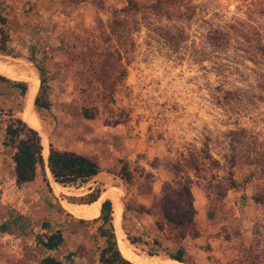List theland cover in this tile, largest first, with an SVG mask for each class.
Segmentation results:
<instances>
[{"label": "rangeland", "instance_id": "obj_1", "mask_svg": "<svg viewBox=\"0 0 264 264\" xmlns=\"http://www.w3.org/2000/svg\"><path fill=\"white\" fill-rule=\"evenodd\" d=\"M15 1L1 3L0 14L24 56L0 54V62L12 77L6 76L28 87L37 77L39 86L26 45L45 57L51 106L40 114L34 109L41 138L71 151L91 132L98 150L128 140L120 158L132 173L123 181V223L146 241L132 250L149 256L154 249L164 258L177 249L180 233L195 232L194 224L167 223L161 204L180 185L195 184L207 193L208 213H216L227 239L191 245L185 264H264V0H171L158 10L150 6L155 0H133L127 12L126 0ZM25 97L1 86V126L9 114L24 118ZM3 137L1 127L0 264H39L46 254L66 264H100L105 243L98 223L64 214L51 196L55 191L64 203L80 204L85 188L60 193L40 171L17 187L9 181L12 150ZM120 159L111 169L117 175ZM158 175L172 181L143 210L138 195L149 194ZM116 207L122 229L120 201ZM46 220L65 238L53 251L36 242Z\"/></svg>", "mask_w": 264, "mask_h": 264}, {"label": "trees", "instance_id": "obj_2", "mask_svg": "<svg viewBox=\"0 0 264 264\" xmlns=\"http://www.w3.org/2000/svg\"><path fill=\"white\" fill-rule=\"evenodd\" d=\"M126 1L127 4L123 10L125 12L131 11V6L135 2L133 0ZM170 1L171 0H155L150 6L153 7V9L158 10L161 3ZM26 49V58L35 66L39 75V86L34 97L33 106L35 111L40 114L43 110H48L51 106L49 98L50 87L48 84L50 70L45 65V57L38 56V50L34 44H27ZM0 54L8 55L13 58L24 56L22 51L16 49L11 44L9 23L7 18L1 14ZM3 85L14 87L17 89L20 96H24L28 89V83L26 81L14 80L3 73H0V90ZM83 114L85 118H93V115L87 109L83 110ZM1 127L4 131L2 144L12 150L11 159L14 163V179L17 187L34 180L38 171L41 173L42 180L48 185V179L45 172L46 168H48L53 180L62 185H75L77 183L87 182L102 171L101 166L95 159L75 151L60 150L54 147L51 142L48 145L46 159H44L39 131L20 116L14 117L12 114H9L5 125H0V128ZM118 175L124 182L129 183L132 180V173L129 170L128 162L121 161V169ZM180 186L181 187L178 190L175 189L168 194L165 200L164 198L161 199V204H163L162 216L167 223L172 224L175 227L184 228L191 224L195 225L194 218L196 211L193 205V196L190 190V185L183 184ZM102 190L103 189L99 184L95 185L90 192L80 197L78 203H91L96 201L100 197ZM139 208L145 210L146 207L141 205ZM126 209L127 205L125 204V210ZM112 213V202L110 199L106 198L101 202L100 212L96 218L90 220L79 219V221L82 223H98L96 226V232L103 238L105 243L98 255V262L100 264H135L123 254L118 245ZM41 228L44 229V232L37 235L36 242L46 251L58 249L64 241L61 229L59 227L53 228V223L50 220L43 221L41 223ZM186 234L189 233L182 232L179 234V245L177 249L174 251H165L164 255L166 257L186 263V250L180 244ZM193 234H196V229ZM126 235L130 243L133 245L146 242L141 236H131L129 233H126ZM156 245L160 246L159 243ZM259 251L261 252L262 250L260 249ZM146 253L149 256H157L161 254L158 250L154 249H148ZM39 264L66 263L65 259H58L50 254H46L42 257Z\"/></svg>", "mask_w": 264, "mask_h": 264}, {"label": "crops", "instance_id": "obj_3", "mask_svg": "<svg viewBox=\"0 0 264 264\" xmlns=\"http://www.w3.org/2000/svg\"><path fill=\"white\" fill-rule=\"evenodd\" d=\"M36 1L39 2L40 0H36ZM1 3L2 4H4V3L16 4V1L15 0H0V4ZM95 142H96V140H95L94 133L91 132L87 135H84L83 137L81 136V140L76 145V148L73 149L75 152H78L80 154H84L88 157L95 159L99 163V165L101 166L102 171H100L98 174H96L90 180H88L87 182H84V183H77L75 185H62V184L53 180L48 168H46L45 172H46V176L48 179V185L43 180L42 181L45 183L46 186H49L51 188L54 185L59 186V188H60L59 192L60 191L63 192L62 189H65L69 186L76 187L77 189H84L85 188V191H83L81 193L82 196L87 194L88 192H90L95 185L99 184L100 187H102V189H103L100 197L106 193V195L103 197L102 201L106 198L110 199V201L112 202L113 213H114L115 201L121 202V205H122L121 226H122V229L125 233L126 239L128 240L127 235H126L127 232L125 231V226L123 223V214L125 213V200H124L125 199L124 198L125 185H124L123 181L120 179L119 175L115 174V172L113 170H111L114 166H116V167L118 166V162H119L120 158H123L124 155H127L125 145H127L128 140H123L124 145L122 143L112 144V145L111 144H105V147L103 150L102 149L98 150L97 149L98 146L95 145L96 144ZM128 151H129V149H128ZM136 151H137V149H136ZM43 157H44V155H43ZM44 159H46V157H44ZM10 163L12 165L13 173H12L11 179H9V181L15 185L14 163H13L12 159H11ZM37 177H38V174L35 177V179ZM41 179H42V177H41ZM34 180L29 181V182H33ZM165 181H172L171 177L164 176V175H160V176L158 175L152 184L150 193L149 194H147V193L139 194L138 195L139 198L137 199L138 200L137 202L146 207L148 205L147 201L149 202V197L152 199V198L158 197L159 194H161L162 185ZM29 182H26V183H29ZM190 190H191V193L193 196V205H194V208L196 211L195 218H194V222H195V226H196V234H193V235L186 234V236L181 240V245L186 250V254H188V250H189V247L191 248V245L202 244L203 242H205L206 239H209V242H212L214 244V243L221 242L222 238H224L220 232V226L221 225H219V221H218V218L216 217V213H214L213 215H212V213H210V214L208 213V196H207V193L204 190H202L198 185H195V184H193V186L192 185L190 186ZM52 194L53 195H51V196H54V198L58 199V202L60 204L59 206L63 210L64 214H70L78 220L79 219L90 220V219L96 218L99 215L98 213L100 212L101 204L99 206V210L97 213L98 215L96 217H92V218L77 217V216L73 215L71 212H69L65 208V205H64L65 203L77 205V204H75V202L65 201V203H64V201L59 198V195L55 191H52ZM91 203H93V202H91ZM91 203H80V205H89ZM113 213H112V216H113ZM113 225H114V223H113ZM57 227H59V226H57ZM59 228L61 229V227H59ZM61 231H62V229H61ZM115 232H116V230H115ZM62 234H63V231H62ZM63 237H64V234H63ZM224 239L226 241L227 238H224ZM129 244L131 245L130 241H129ZM198 247L200 249V246L197 245V248ZM162 259H170V258L164 257Z\"/></svg>", "mask_w": 264, "mask_h": 264}, {"label": "bare ground", "instance_id": "obj_4", "mask_svg": "<svg viewBox=\"0 0 264 264\" xmlns=\"http://www.w3.org/2000/svg\"><path fill=\"white\" fill-rule=\"evenodd\" d=\"M6 66L0 62V73L3 74L6 73L8 76L12 77L10 71L7 68L8 66L7 67ZM28 82H29V87L25 97L24 119L28 120V122L34 127L39 128V119L33 107V97L38 87V78L32 77ZM41 142L43 147L42 153L44 157H46L48 153V145H49L48 140L47 138H41ZM55 188L58 191L60 190L59 186L57 185H55ZM100 203L101 201L99 198L89 205H80V204L72 205L65 203V207L67 208V210H69L77 217L90 218L97 215ZM119 216H120V210L119 207H116L113 213V223L118 235L117 236L118 245L121 251L123 252V254L127 258H129L132 262H134L135 264H185L183 262H179L173 259H162L160 257L145 256L135 253L132 250L129 241L126 239L124 231L119 227V218H120Z\"/></svg>", "mask_w": 264, "mask_h": 264}]
</instances>
